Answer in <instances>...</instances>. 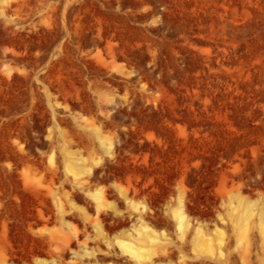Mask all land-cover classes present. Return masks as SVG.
<instances>
[{"label":"rangeland","instance_id":"obj_1","mask_svg":"<svg viewBox=\"0 0 264 264\" xmlns=\"http://www.w3.org/2000/svg\"><path fill=\"white\" fill-rule=\"evenodd\" d=\"M0 264H264V0H0Z\"/></svg>","mask_w":264,"mask_h":264},{"label":"bare ground","instance_id":"obj_2","mask_svg":"<svg viewBox=\"0 0 264 264\" xmlns=\"http://www.w3.org/2000/svg\"><path fill=\"white\" fill-rule=\"evenodd\" d=\"M70 166V164L68 165V167ZM71 167V166H70ZM97 203L98 204H102L103 203V200L101 199L100 197V193L98 194V197H97ZM181 221H182V218L181 216H179V225L181 226Z\"/></svg>","mask_w":264,"mask_h":264}]
</instances>
